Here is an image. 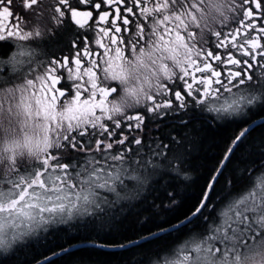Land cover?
<instances>
[{
    "label": "snow or ice",
    "instance_id": "1",
    "mask_svg": "<svg viewBox=\"0 0 264 264\" xmlns=\"http://www.w3.org/2000/svg\"><path fill=\"white\" fill-rule=\"evenodd\" d=\"M41 238L34 264H264V0H0V264Z\"/></svg>",
    "mask_w": 264,
    "mask_h": 264
},
{
    "label": "trees",
    "instance_id": "2",
    "mask_svg": "<svg viewBox=\"0 0 264 264\" xmlns=\"http://www.w3.org/2000/svg\"><path fill=\"white\" fill-rule=\"evenodd\" d=\"M224 133L221 130H214L209 129L207 132V136L209 137L208 144L205 146L210 147L212 143V137H215L217 140L220 136ZM211 154V153H210ZM192 181L187 182L189 184H195L196 187H180L177 189V195L180 198H184L186 200H190L194 193L198 190L199 175L197 172L193 171L191 173ZM77 243L81 244L82 241H77ZM47 250V242L44 239L39 241L30 243L27 247L19 248L16 253L11 256L7 261L6 264H34V259L36 257H41V253ZM42 258V257H41Z\"/></svg>",
    "mask_w": 264,
    "mask_h": 264
},
{
    "label": "flooded vegetation",
    "instance_id": "3",
    "mask_svg": "<svg viewBox=\"0 0 264 264\" xmlns=\"http://www.w3.org/2000/svg\"><path fill=\"white\" fill-rule=\"evenodd\" d=\"M42 46L44 47L45 51L50 52V53H55L57 56H59L60 51L64 45H63L62 41L59 40V38H54L51 41H46ZM205 115H207V114H205ZM41 239H38L37 241H39Z\"/></svg>",
    "mask_w": 264,
    "mask_h": 264
},
{
    "label": "rangeland",
    "instance_id": "4",
    "mask_svg": "<svg viewBox=\"0 0 264 264\" xmlns=\"http://www.w3.org/2000/svg\"><path fill=\"white\" fill-rule=\"evenodd\" d=\"M37 240H38V239H37ZM37 240H34V241H32L31 243L36 242Z\"/></svg>",
    "mask_w": 264,
    "mask_h": 264
},
{
    "label": "water",
    "instance_id": "5",
    "mask_svg": "<svg viewBox=\"0 0 264 264\" xmlns=\"http://www.w3.org/2000/svg\"><path fill=\"white\" fill-rule=\"evenodd\" d=\"M81 246H84V244H83V243H81Z\"/></svg>",
    "mask_w": 264,
    "mask_h": 264
}]
</instances>
